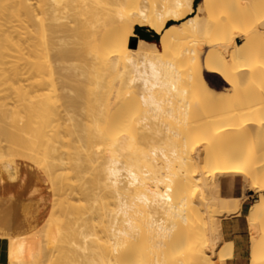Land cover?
<instances>
[{
  "label": "bare ground",
  "instance_id": "1",
  "mask_svg": "<svg viewBox=\"0 0 264 264\" xmlns=\"http://www.w3.org/2000/svg\"><path fill=\"white\" fill-rule=\"evenodd\" d=\"M11 1L23 17H9L12 23H28L20 29L29 33L30 62L22 49L27 64L16 57L23 38L18 46L11 37L5 41L12 55L17 51V64L23 62L19 68L31 63L24 89L36 99L30 114L43 127L44 134H35L44 142L29 141L27 126L29 140L18 135L23 128L17 134L0 126V170L15 176L29 166L37 182H49L54 191L42 194L37 185L21 200L37 226L43 223L47 244L32 230L35 238L28 231L26 242L10 238L18 247L25 242L19 249L46 245V264H61L64 249L83 264H218L232 256L233 245L222 239L218 216L237 214L242 204L222 192L220 177L227 176L228 185L241 180L259 194L248 216L250 263L264 264V1L246 4L245 27L240 6L224 0L197 6L194 0ZM0 8L6 20L8 8ZM136 25L159 34V42L138 37L133 45ZM20 31L19 38L27 33ZM181 41L195 48L176 51ZM20 70H1L0 76L9 83ZM206 73L219 76L224 89L211 87ZM15 99L19 110L24 100ZM6 106L1 100L0 111ZM199 109L207 114L193 119ZM28 236L40 240L33 244ZM64 240L68 246L57 248ZM12 249L18 263L9 252V264H29L32 252L21 258L24 253ZM147 253L151 263L144 262Z\"/></svg>",
  "mask_w": 264,
  "mask_h": 264
},
{
  "label": "rangeland",
  "instance_id": "2",
  "mask_svg": "<svg viewBox=\"0 0 264 264\" xmlns=\"http://www.w3.org/2000/svg\"><path fill=\"white\" fill-rule=\"evenodd\" d=\"M226 3H228V5H230V7L231 8H235V7H239L240 6V9H241V13H243V17H242V27H245V26H247V22H246V18L244 17L245 16V13H246V4H248V3H250V0H224ZM264 1V0H263ZM2 2L3 1H0V6L1 5H6L7 6V8H8V11H9V14H8V17L6 18V20H4V19H2L3 17L1 16L2 15V13H0L1 15V17H0V19H2L0 22V50H1V52H0V54H1V56H0V71L2 70V71H4V70H7L6 72H9V71H13V68L15 69V68H17L18 70L19 69H21L20 70V72H22V75H21V77H18L17 79H15V80H13V78L10 80L11 82H13L14 84H12L10 81H9V83H8V81H5V83H4V80H2L3 78H2V76H0V102H1V100H2V102H4V103H6L7 104V106H6V110L5 111H7V114H6V112L5 111H3V112H5L4 113V116H5V114H6V117H9V118H6V117H4L3 116V112L2 111H0V115L2 114V116H0V121L2 122H0V126H1V128L3 129V126H4V128L7 130L8 129V131H11V132H13V131H15V133H17L18 134V132H19V130H20V132H21V129L23 130L22 131V133H19L18 135L21 137L22 135V137L23 138H25V140H29V138H26L27 136H29L30 137V139L31 140H29V141H33L34 143V145H36V142L38 141V139H36V136H37V134L39 133V134H44V131H42L43 130V127H41V125H40V122L39 121H37L38 120V118H37V116H36V113L33 115V114H30V113H32V112H34L33 111V109H31L30 107H29V105L30 104H32L33 102H35V98L33 97V95H32V93L30 92V91H27L26 92V90H27V88H29L28 86H29V82H25V81H27V79H28V81H31L30 79H31V76L29 77V75H28V73L29 72H27L28 71V69L27 68H29V70H30V65H31V63L29 64V62H30V59H32V56L30 55V53L28 52L29 50H30V48H29V46L27 45V44H25V42L27 41L26 39H28L27 38V36L29 35V33H28V30H27V28L24 30V29H20V28H25V27H21V26H23L24 24L25 25H27V27H28V23H26V22H24V24L22 23V25H20L21 24V22H20V27L18 28V24H17V22H16V18L18 17H20L19 19H21V18H23L22 16H17L18 15V13H17V11L15 12V9H13V8H10L11 6H9L10 4H12V1H11V3H10V0L9 1H4L3 3L4 4H2ZM200 2V0H198V3ZM197 3V4H198ZM202 3H203V0H202ZM14 4V3H13ZM196 4V5H197ZM9 6V7H8ZM13 7V6H12ZM17 8V6H14V8ZM0 10H1V8H0ZM14 11V12H13ZM16 14V15H15ZM12 16H15V17H12ZM9 17H11L12 19L13 18H15L14 20L15 21H13V22H16V23H12V19H10ZM17 18V19H18ZM10 19V20H9ZM8 21H9V23H8ZM19 22V21H18ZM14 25L15 24V26H17V27H15V26H13L12 24ZM174 23H178V22H174ZM11 26H12V29H11ZM136 26H138V25H136ZM136 26H135V28H134V34L131 36V38H130V40H131V43L133 44V40H135V39H138V36H137V34H136ZM14 27L15 28H18L17 30H21V31H27V33L25 32L24 34H22V36L23 37H20L19 38V35L18 34H20L19 33V31H18V33L16 32V29H14ZM140 28H142L141 26H140ZM146 28V27H145ZM4 29V30H3ZM7 29V30H6ZM9 29H11V30H9ZM28 29H29V27H28ZM9 32L8 33V35H9V37H8V35L6 36V38H5V34H7V33H5V32ZM15 31V32H14ZM20 31V32H21ZM4 32V33H3ZM14 32V33H13ZM1 33H3V34H1ZM14 34H15V36H17L18 35V37H14ZM25 34H26V38H25ZM2 35H3V37H2ZM11 37V38H10ZM8 38H10V39H12L13 41L15 40V45H17V44H19V41H21V38H23V42L21 43L22 45H24V47L26 48L27 47V51H26V49H24V47L20 44V48H17L16 47V50L18 51V55H16V57H21V58H23V62H26V64H27V61H24V59H26L27 57H30V58H28V59H26V60H28L29 62H28V65L26 66V64L24 65V67H23V69L22 68H19L20 66L22 67V64H23V62L21 61L20 63H22L20 66L18 65L19 63V60H21L20 58H19V60H18V62L16 61V58H15V53L17 52V51H15L14 52V55H12V51L14 50V49H12V48H10V43L8 42V41H5V39H8ZM14 38V39H13ZM9 39V40H10ZM18 39V40H17ZM24 39H25V42H24ZM16 41H18V43L16 42ZM238 41H241V39L239 40L238 39ZM10 42H12L11 40H10ZM181 42H183V41H181ZM26 43H28L29 44V40H28V42H26ZM179 44H180V42H179ZM1 45H4V46H6V47H4L3 48V46L1 47ZM14 45V44H13ZM13 45H12V47H13ZM18 46V45H17ZM181 46L182 47H179L176 51H182V49H183V47L185 48V47H187V46H192V47H194L195 48V45H194V43H188V41H184L183 42V45L181 44ZM22 47V48H21ZM29 48V49H28ZM4 49V50H3ZM7 49V50H6ZM19 49L21 50L22 49V51H23V53L26 55V58H25V56H23L24 54H21V51H19ZM197 49V48H196ZM6 50V51H5ZM25 50V51H24ZM3 52V53H2ZM26 52H27V54H26ZM9 53H11V56L13 57V58H9ZM176 53V52H175ZM17 54V53H16ZM20 55V56H19ZM23 57H22V56ZM3 56V58H1ZM10 56V57H11ZM6 57H8V59L6 58ZM168 56H163L162 58L163 59H166ZM203 57H204V52L202 53V59H203ZM7 61L8 60V63L5 61V60ZM12 60V62H10ZM175 62L177 61H179V60H174ZM5 62V63H4ZM180 62V61H179ZM178 62V63H179ZM11 63V64H10ZM18 63V64H17ZM177 63V64H178ZM7 64H10L9 65V67H10V69L11 70H9L8 68V65ZM5 65H7V67L5 66ZM29 66V67H28ZM2 67V68H1ZM4 67V68H3ZM7 68V69H6ZM181 69V68H180ZM9 70V71H8ZM24 70L26 71V72H24ZM2 71L0 72V73H2ZM24 73V74H23ZM27 74V75H26ZM24 75V76H23ZM181 76H182V73L180 74ZM26 76H27V79H25L26 78ZM205 77H206V79L208 80V82L210 83V85H211V87H213L214 89H216V90H221V89H224L223 87H225V83L223 82V80H221V78L219 77V76H217V75H214V74H209V73H206V75H205ZM245 75H242V78L243 79H245ZM19 78H21V82H20V79ZM25 80H24V79ZM181 78H184L185 79V77H184V75L181 77ZM184 79H182L183 81H184ZM24 80V81H23ZM181 80V79H180ZM181 80V83L180 84H182L183 83V81ZM19 81V82H18ZM18 83V84H23L24 82L26 83V85L25 84H23L22 86H21V90H23V92L22 93H20L21 92V90H20V86H18L17 84H15V83ZM180 82V81H179ZM4 84H5V86H6V88L4 87ZM8 84V85H7ZM13 85V86H12ZM14 86H16V88L14 87ZM26 86V87H25ZM1 87H4V89L3 88H1ZM12 87H14V88H12ZM24 87L26 88V90L24 89ZM18 88H19V90H20V92H19V90H18ZM6 89V90H5ZM11 90H13V91H11ZM29 90V89H28ZM8 91V92H7ZM11 91V92H10ZM13 92H18V93H16V95L18 96V97H16L15 95H13V94H15V93H13ZM28 92H30V95L28 94ZM5 93V94H4ZM10 94V95H8V94ZM13 93V94H12ZM19 93H20V95H19ZM26 93L28 94V95H26ZM23 94V95H22ZM25 94V95H24ZM4 95V96H3ZM6 96H7V98H6ZM30 96V97H29ZM33 98H32V97ZM13 98V100H12V98ZM20 97V99H19V101L20 100H24V103L23 104H19L18 106H19V110L18 109H16V108H18V107H16L15 106V98H19ZM24 97V98H23ZM26 98V99H25ZM15 99V100H14ZM29 99V102L27 101ZM33 101V102H32ZM21 102V101H20ZM23 102V101H22ZM25 102H26V105H25V107H24V104H25ZM13 103V104H12ZM17 103H19V102H17ZM28 103V104H27ZM20 105H21V107H20ZM28 105V109H26V106ZM15 107V109H14V107ZM26 109V111H25V109ZM23 109V110H22ZM30 109V110H29ZM22 113H21V112ZM27 111H29L28 112V115H27ZM30 111H32V112H30ZM199 112H197L198 113V115H196L197 113L194 111V112H192L191 114L192 115H196V116H194L193 117V119H199V115H201V116H203V115H206L207 113H205V112H203V111H201V109H199L198 110ZM24 112V113H23ZM17 114V115H16ZM19 114H20V116H19ZM190 114V115H191ZM203 114V115H202ZM27 115V116H26ZM30 115H32V116H30ZM29 116V117H28ZM33 116H35V117H33ZM199 116V117H198ZM19 117V118H18ZM23 117V119H21L20 120V118H22ZM4 118H5V120H6V122H5V120H4ZM28 118V119H27ZM31 118H32V120H31ZM34 119L36 120V122H34V124H32L33 122L32 121H34ZM4 120V121H3ZM8 120V121H7ZM9 120H11V122H12V124L10 123V121ZM23 120L25 121L24 123H23ZM17 121V122H16ZM20 121H21V123H20ZM4 122V123H3ZM7 122H8V124H7ZM31 122V123H30ZM37 122H38V124L39 125H37V131H35V123L37 124ZM27 123L29 124V126L27 125ZM10 124L13 126H11L12 128L10 129L9 127H10ZM14 124V125H13ZM17 124H19V125H17ZM30 124H31V126H30ZM8 125V126H7ZM5 126H7V127H5ZM19 126V128H17ZM22 126V127H21ZM27 126V129H26V132H29L27 135H26V137H24L25 136V133L23 134V132L25 131V127ZM32 128H35V129H33V133L34 134H32L31 132H32ZM40 128H42V129H40ZM30 129V130H29ZM39 129L41 130V131H39ZM18 131V132H17ZM14 133V132H13ZM35 133H37V134H35ZM17 134L15 135V136H17ZM21 134V135H20ZM35 135V136H34ZM18 136V137H19ZM0 137L2 138L3 137V135L2 134H0ZM35 137V138H34ZM0 138V139H1ZM34 138V139H33ZM43 140V139H42ZM28 141V142H29ZM44 141H41V140H39L37 143H39V145L40 146H42V144L41 143H43ZM10 145H11V143H9ZM224 177H226V176H221L220 177V179H222V178H224ZM46 185H47V188H48V191H50V192H52V194H53V189H52V187H51V185H50V183L49 182H47L46 183ZM240 186H242L243 187V184L240 182V184H237V185H235L234 186V188H236V187H238L239 189H240ZM233 190V188L231 189V188H229V187H226V188H224V192L227 194L228 192H231ZM29 195L31 196V192L29 193ZM28 195V196H29ZM23 207L21 206V209H22ZM22 211V214H21V218H20V221L18 222V231H20L19 233L21 234H17V236L15 235L14 237H16L15 239H19L20 238V240H21V238H24V237H22L23 235L24 236H27L28 234L29 235H33V233H34V231H32V230H40L39 231V233L36 231V233L38 234L37 236H39L40 237V239L42 240H40L39 238H37V239H39L40 240V242H41V244L42 245H44V244H47L46 243V237H44L45 235L43 234L42 235V232H43V223H42V221H41V223H42V225H41V223H40V225L41 226H37V225H39V223L37 224L36 222H34L33 224H26L27 222H28V220H27V218H30V221H36V220H34V219H36V217H31V215L28 213L27 214V211H25L24 209H22L21 210ZM24 211V212H23ZM25 214H27V216L25 215ZM29 215V216H28ZM23 216H25V218H22ZM218 217H220V219L222 218V216H218ZM24 219H26V220H24ZM27 221V222H26ZM38 221H40V220H38ZM30 223V222H29ZM30 225H34L33 227L32 226H30ZM26 226H28V228H26ZM31 227V228H30ZM33 228V229H32ZM36 228V229H35ZM38 228V229H37ZM30 229H31V231H30ZM28 231H29V233H28ZM41 232V233H40ZM217 232V229L214 231V233H216ZM24 233H26V234H24ZM28 233V234H27ZM36 233H34V234H36ZM40 234V235H39ZM20 237H19V236ZM14 237H10V238H13V240H14ZM17 237H19V238H17ZM31 237H34L35 238V236L33 235V236H31ZM44 237V238H43ZM217 237V236H216ZM9 238V242H11L10 244L12 245L13 243H14V245H16V243L12 240V239H10ZM28 238H30V236H28ZM25 239V242H26V240H27V237H25L24 238ZM30 239H32V241H33V238H30ZM37 239H35L34 241H36ZM13 241V242H12ZM24 241V240H23ZM31 240H30V242H32ZM34 241H33V244H34ZM43 241H44V243H43ZM18 242V241H17ZM20 242H22V240L20 241ZM24 242V243H25ZM27 242H29V241H27ZM30 242L27 244V246H29V248H30V245L32 244H30ZM37 242V241H36ZM24 243H20L21 244V246L19 245V247L17 246V248L15 249V247H12L11 245H10V248H9V250H11L12 248H14L15 249V251H18L19 252V254L21 253L22 254V252L24 253V255H26V256H24V255H22V257L21 258H26V257H28L27 256V253L25 252V251H27V249L25 250V251H22L21 249L23 248V246H22V244L23 245H25ZM39 243V242H38ZM37 243V244H38ZM59 245L57 246V248L58 247H60V249H64V248H66L67 246H68V241L67 240H64V241H59V243H58ZM32 246H34V245H31V247ZM36 246V245H35ZM35 246L34 247H32V248H35ZM39 246H41V245H39ZM39 246H37V248L36 249H32V250H30V249H28V254H31V252H32V254H34V255H32L31 254V260L34 262H31V260H30V257L29 258H26L27 259V261H28V263L29 264H42V262H43V264H46V259H47V252H44V250L43 249H46L47 248V246L45 247V246H42L41 247V250H43V251H39ZM25 247L26 246H24V249H25ZM43 247H45V248H43ZM19 248H21V249H19ZM43 248V249H42ZM13 250V249H12ZM19 250H21V251H19ZM30 250V251H29ZM35 250V251H34ZM36 250H38L39 251V254L41 253L42 254V252L43 253H45V254H42L43 256H41L42 258H40L39 257V255H38V251H36ZM47 250V249H46ZM168 250L169 249H166V251H167V253H168ZM14 251V250H13ZM10 252V251H9ZM17 252V253H18ZM35 252H37V253H35ZM11 253V255H12V258H14V260H16V258H15V252H10ZM58 253V255H60V254H62V260H61V264H73V262H71V261H74V263H76V264H81L82 263V261H84L83 259H81L79 256H78V254H75V253H70V252H67V250L66 249H64L62 252H60V254H59V252H57ZM11 255H9L10 256V258H11ZM36 255H37V257H36ZM17 256V255H16ZM19 256V255H18ZM21 256V255H20ZM19 256V257H20ZM74 256V257H73ZM76 256V257H75ZM147 257V258H146ZM145 258L146 259H144V262H149V263H151L152 262V260H153V254L151 253V254H148L147 253V256H146ZM11 258V259H12ZM18 258V257H17ZM20 258V259H21ZM11 259H9L10 261H11ZM19 259V258H18ZM40 259V260H42V259H44V260H42V261H39V263H38V260ZM67 259V260H66ZM71 259V261L70 262H68L69 260ZM75 259V260H74ZM79 259H80V261H81V263H80V261H79ZM14 260H12V261H14ZM22 260V259H21ZM20 260V261H21ZM37 260V261H36ZM66 260V261H65ZM76 260L78 261V262H76ZM17 262H15V263H18V260H16ZM20 261H19V263H20ZM30 261V262H29ZM45 261V262H44ZM25 261H22V264H25L24 263ZM66 262V263H65ZM143 262V263H144ZM13 264H14V262H12ZM11 263V264H12ZM8 264H9V262H8ZM21 264V263H20ZM83 264V263H82ZM148 264V263H147ZM202 264H211L210 263V261L209 260H206V261H204Z\"/></svg>",
  "mask_w": 264,
  "mask_h": 264
},
{
  "label": "crops",
  "instance_id": "3",
  "mask_svg": "<svg viewBox=\"0 0 264 264\" xmlns=\"http://www.w3.org/2000/svg\"><path fill=\"white\" fill-rule=\"evenodd\" d=\"M197 3L198 0H194V6L201 5L202 1L200 0ZM148 29L147 27L140 28L138 31L139 35L137 34V36L140 37L141 35L146 41L156 42L155 35L157 33ZM23 175L25 184L20 186V178ZM226 177L221 179L222 192L226 186L231 189L233 188L227 194L233 198L242 199V204H240V212L221 218L222 239L224 241L226 240V242H232L233 245L232 256L225 260H219L218 264H251L253 239L252 232H250L251 225L248 216L252 205L258 200L259 194L251 190H246L242 186H240V189L238 187L234 188L235 185L240 184L241 180L240 182L233 183L231 186L228 185ZM37 185L42 194L49 193L45 182H37L36 172L29 166H21L15 176H11L8 172L0 170V264H8L9 238L19 233L18 222L21 218V200L27 198L29 193ZM223 193L226 194L225 192ZM29 222L33 224L35 221L29 220L28 224Z\"/></svg>",
  "mask_w": 264,
  "mask_h": 264
},
{
  "label": "trees",
  "instance_id": "4",
  "mask_svg": "<svg viewBox=\"0 0 264 264\" xmlns=\"http://www.w3.org/2000/svg\"><path fill=\"white\" fill-rule=\"evenodd\" d=\"M171 23L172 22H169V24H171ZM139 30H140V26H136V34H138V35H139V33H138ZM140 37L145 40V38L142 37L141 35H140ZM155 39H156V42H159V35L158 34L155 35Z\"/></svg>",
  "mask_w": 264,
  "mask_h": 264
},
{
  "label": "water",
  "instance_id": "5",
  "mask_svg": "<svg viewBox=\"0 0 264 264\" xmlns=\"http://www.w3.org/2000/svg\"><path fill=\"white\" fill-rule=\"evenodd\" d=\"M137 39L133 40V45L136 43Z\"/></svg>",
  "mask_w": 264,
  "mask_h": 264
}]
</instances>
